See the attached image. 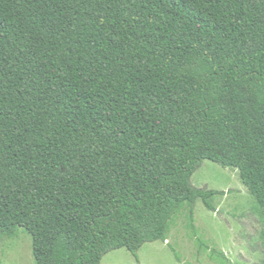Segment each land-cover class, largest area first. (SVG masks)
<instances>
[{
  "label": "trees",
  "instance_id": "trees-1",
  "mask_svg": "<svg viewBox=\"0 0 264 264\" xmlns=\"http://www.w3.org/2000/svg\"><path fill=\"white\" fill-rule=\"evenodd\" d=\"M203 161L264 221V0H0V239L138 262L184 204L216 212Z\"/></svg>",
  "mask_w": 264,
  "mask_h": 264
},
{
  "label": "rangeland",
  "instance_id": "rangeland-1",
  "mask_svg": "<svg viewBox=\"0 0 264 264\" xmlns=\"http://www.w3.org/2000/svg\"><path fill=\"white\" fill-rule=\"evenodd\" d=\"M191 184L225 192L211 200L216 212L197 200L190 217L189 204H184L170 221L165 241L144 244L138 262L127 250L118 249L107 253L100 264H261L264 221L237 171L203 161ZM0 264H34L31 239L22 229L14 239H0Z\"/></svg>",
  "mask_w": 264,
  "mask_h": 264
}]
</instances>
